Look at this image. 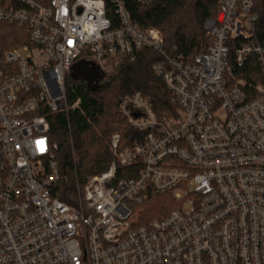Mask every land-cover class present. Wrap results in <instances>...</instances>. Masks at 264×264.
Segmentation results:
<instances>
[{"label":"built area","instance_id":"obj_1","mask_svg":"<svg viewBox=\"0 0 264 264\" xmlns=\"http://www.w3.org/2000/svg\"><path fill=\"white\" fill-rule=\"evenodd\" d=\"M17 1L0 8V23L30 28V43L0 61V264H264V83L251 96L243 79L224 76L228 38H246L237 64L254 53L264 71V44L249 41L252 0H218L204 22L210 44L190 61L169 55L158 29L139 28L126 0H109L114 26L104 0ZM144 49L160 57L152 70L174 115L125 95L119 111L140 139L118 148L111 134L109 165L75 175L67 201L53 195L67 174L47 116L81 112L80 99L66 98L70 66L93 61L106 75L110 57L133 61ZM149 190L177 206L140 222Z\"/></svg>","mask_w":264,"mask_h":264},{"label":"trees","instance_id":"obj_2","mask_svg":"<svg viewBox=\"0 0 264 264\" xmlns=\"http://www.w3.org/2000/svg\"><path fill=\"white\" fill-rule=\"evenodd\" d=\"M47 4L49 0H35ZM105 1L106 16L113 24L115 11L109 0ZM252 14L255 16V29L249 41L264 44V0H252ZM22 4L17 0H0L2 9H19ZM126 8L132 21L141 29L154 27L164 38L169 55L190 61L204 52L210 41L206 35L204 22L215 17L218 0H151L140 5L126 0ZM30 28L12 22L0 23V61L5 51L29 41ZM246 38H228L229 52L225 77L241 78L247 94L254 95V85L264 83V71L256 54L252 53L239 65L235 61L234 49ZM160 57L148 49L140 51L133 61L123 55L108 59L114 69L91 92L82 80L67 82L66 98L68 103L80 99L81 112L73 110L66 116L63 112L48 115L50 138L56 144L55 155L67 180L53 195L68 200L74 190L75 175L80 180L105 169L111 161L110 136L118 133V148L132 146L142 133L133 129L119 111V102L125 95L140 92L146 97L158 117L174 115L176 106L173 96L152 70V64ZM1 67V63H0ZM140 222L161 218L177 206L170 192L148 191L147 198L140 204Z\"/></svg>","mask_w":264,"mask_h":264},{"label":"water","instance_id":"obj_3","mask_svg":"<svg viewBox=\"0 0 264 264\" xmlns=\"http://www.w3.org/2000/svg\"><path fill=\"white\" fill-rule=\"evenodd\" d=\"M69 76L72 80L84 81L88 90L94 92L105 72L93 61L79 59L70 66Z\"/></svg>","mask_w":264,"mask_h":264},{"label":"rangeland","instance_id":"obj_4","mask_svg":"<svg viewBox=\"0 0 264 264\" xmlns=\"http://www.w3.org/2000/svg\"><path fill=\"white\" fill-rule=\"evenodd\" d=\"M16 47H17V46H16ZM113 70H114V69L108 64V69H107V72H106L105 78H106L107 75L109 76V74L113 73V72H114ZM105 78H104V79H105ZM104 79H103V80H104ZM69 80H71V78H70L69 74H67V76H66V89H67V82H68ZM140 207H141V206H140Z\"/></svg>","mask_w":264,"mask_h":264}]
</instances>
